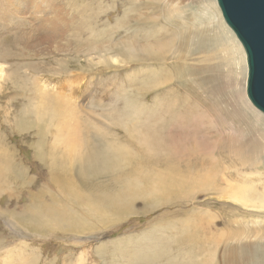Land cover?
<instances>
[{"label": "rangeland", "instance_id": "obj_1", "mask_svg": "<svg viewBox=\"0 0 264 264\" xmlns=\"http://www.w3.org/2000/svg\"><path fill=\"white\" fill-rule=\"evenodd\" d=\"M5 1L0 41L9 47L15 23L7 34ZM57 2L66 13L59 36L37 57L0 62V264H224L232 247L243 257L255 246L264 251L258 238L228 240L225 233L240 225L233 221L241 223L239 208L220 201L227 170L251 168L264 178V115L241 96V64L193 48L180 62L176 55L159 61L155 36L168 42L176 26L150 13L155 2ZM186 13L202 17L196 2ZM141 14L151 19L132 20ZM18 47L15 57L23 55ZM172 60L186 79L176 77ZM199 78L200 87L187 89ZM45 96L60 118L40 113ZM62 174L80 207L53 183ZM114 195L124 198L122 208L108 210ZM49 205L71 214L79 229L46 213ZM87 205L100 213L86 218Z\"/></svg>", "mask_w": 264, "mask_h": 264}, {"label": "bare ground", "instance_id": "obj_2", "mask_svg": "<svg viewBox=\"0 0 264 264\" xmlns=\"http://www.w3.org/2000/svg\"><path fill=\"white\" fill-rule=\"evenodd\" d=\"M134 1H137V0H134ZM148 1L155 2V4H153L154 7L152 6L150 7V9L152 10L150 11L151 14H154L159 11L160 12L159 19L163 17L162 19H164V23H168V24L171 23V25L175 24L176 26L175 30L171 29L172 30L171 34L167 32L166 37L168 38L170 36L168 42H165L164 40L159 39V36H155L156 41L154 42V44H156V48L159 52V54L156 55V57L159 59V61L162 62L164 60H168L169 57L172 59V56L176 55L177 61L180 62L179 58H181L182 56L192 57L195 54L194 50L202 51V50L207 49V51H220L224 55H226L229 60L233 61L234 66H235V63L241 64L242 67H241V71L239 74V78L240 80L242 78L243 85H242V90H240V93L242 92L241 94L242 97L244 98L246 97V93L244 91L245 90L244 83L246 82V77H247L245 53L243 51L241 44L238 42L233 32L225 24L215 0H148ZM185 1L188 3L196 2V6L200 7L201 9L202 17L201 15L197 16L196 14L189 15L190 12L189 14L186 13L187 7L188 5H190V3L187 5H184L183 3ZM4 6H5V9L1 13V15L3 16L1 18L2 19L1 22H3L4 24L3 27L7 29L6 31L7 34L10 33V31H12L13 29V27L10 26L11 25L10 23H15L13 34H11L12 38H11L9 47L5 46L8 44V42L3 43L0 41V62H4V63L13 62L15 61V58L16 59L21 58L24 60L25 59L28 60L33 57H37L36 55L38 54L37 53L34 54V52H41L42 46L45 43L51 42L52 39L58 37L59 32L61 28L63 27V23H65L66 21L64 17L66 13L63 15L62 8L59 6V3L57 2V0H6ZM24 13L27 14L26 15L27 19H25ZM132 17L131 18L134 21H137L139 19L143 21L151 19L150 15H147V14H141L138 16L134 15ZM186 18L189 19V21L192 20L193 23L190 22L191 24H188V23L181 24L180 21L185 20ZM24 20L25 21L27 20V22L30 25L29 26L21 25L22 21ZM157 21H154V22H157ZM204 21H207V24L205 26H202V23ZM160 31H162V28H159L157 30L158 34H160ZM3 34L4 33H1V36ZM17 43L18 45H20V47H18L16 51L19 52L20 50V53L23 54L22 56L20 55L19 57H15L13 52H11V51H15V45ZM24 46L29 47L27 49H30L33 52L30 54L26 53L25 51H23ZM144 48L146 47L144 46ZM191 48H193L194 50H192ZM177 55H179V57ZM150 56H153V55H150ZM178 62H176L175 64L173 61V68H175L176 70V77H178L179 79H186L188 75L181 68V65ZM16 63L17 62L13 63L15 68H19V69L25 68L27 70L28 69L35 70V66L32 64L29 65L28 62L27 64L23 62L24 64H19V65ZM215 75L218 79V75L217 74ZM11 77L15 78L16 75L11 74ZM172 77L173 76L171 74L165 75L163 78L164 83L171 80ZM209 78L210 80L216 79L214 77H209ZM187 80L189 82L191 81V79H187ZM202 80L203 79H200V78L195 81L193 80V83L196 86L187 87V89L188 88L195 89V87H200L199 84H203ZM47 99H48L47 96H45L43 103L39 107L40 113H44V115H46L47 117L53 118V119H56V117L60 118L59 106L52 104L51 101L47 102L46 101ZM172 102H175V101H172ZM64 143L67 149L72 150L73 148H75L74 144L76 143L74 142L71 143L70 141H66ZM227 168L228 167L226 166V169ZM257 171L256 170L253 171L251 170V168L250 170L249 169L236 170V172L227 170L225 173L223 172L224 174H222V176L220 177V186L224 187L223 189L224 192L220 196L222 200L220 201L224 202L223 199H225V201L226 202L228 201V203L232 204V206L239 208L238 213H239V216H240L239 218L241 221V223L233 221V223H236V224L238 223V225L240 224L236 233L234 232V230L233 232H230V233L229 231H227V233L224 232L228 240L233 238L237 240V243L242 242L244 241L243 235L246 239L253 237L255 240L257 238L260 241L264 240V231L259 232L260 230L257 231L254 228V227H261V230L264 229V178H255L256 176L258 177L261 176V173ZM56 176H58V174ZM65 177L66 176L62 174L61 177L54 178L53 183H56V185L61 189V191L63 190L62 193H64L65 195V197L62 196L63 198L76 199L77 207L78 206L80 207L81 201L77 199V197L74 195V192H72L71 194L69 193L70 184L66 181ZM259 183H261L260 184L262 185L261 187L257 186ZM217 189L218 188L216 187V185H214L215 192L221 191L220 187H219V190ZM114 192H117V191H114ZM133 195L135 196V193H133L132 196ZM129 197L131 196L129 195ZM110 198L111 199L114 198L116 202L115 203L107 202L106 209L119 210L120 208H122L124 198H121L119 195H114V196H111ZM53 201L54 199L52 200V202ZM87 206L86 207L83 206V208L87 211L86 215H83L86 218L87 216H90V214H92L93 216H96V214L100 213V208L98 206H94V205L88 206V207ZM44 208H45L44 211L46 213L51 214L50 216L52 217L56 216L57 218L60 219V221H62L63 219V221L70 222L71 227H75V229H79L78 225L71 223V220H72L71 214L67 215L62 212H59L56 209H54L53 205L44 206ZM61 217L63 218L61 219ZM247 218L253 220V221L251 220L249 221V223L252 224V226H250L249 228L248 226L244 227L243 226L244 223H242L243 220ZM220 223L223 224V222L221 221ZM213 225H215V223H213ZM256 225H259V226H256ZM249 243H250V240H249ZM257 250L259 251L258 254H257ZM239 251H240V247L238 249L234 247L228 249L224 257V264H243L245 259H247V261L250 264H264V251L259 246H255V251L248 252V255L246 257H243V255H241Z\"/></svg>", "mask_w": 264, "mask_h": 264}, {"label": "water", "instance_id": "obj_3", "mask_svg": "<svg viewBox=\"0 0 264 264\" xmlns=\"http://www.w3.org/2000/svg\"><path fill=\"white\" fill-rule=\"evenodd\" d=\"M246 57V98L264 115V0H215Z\"/></svg>", "mask_w": 264, "mask_h": 264}]
</instances>
